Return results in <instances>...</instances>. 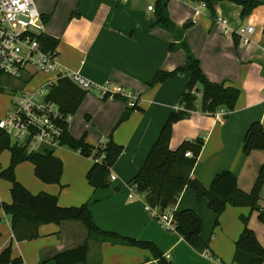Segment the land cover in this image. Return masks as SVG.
Returning <instances> with one entry per match:
<instances>
[{
	"label": "crops",
	"instance_id": "1",
	"mask_svg": "<svg viewBox=\"0 0 264 264\" xmlns=\"http://www.w3.org/2000/svg\"><path fill=\"white\" fill-rule=\"evenodd\" d=\"M38 2L47 21L45 36L58 41L59 63L67 72L80 74L98 87L88 92L77 114L70 118V134L75 139L86 136L92 146L104 143L109 137L130 106L129 101L110 96L105 99L100 89L107 83L114 89L122 87L138 94L137 109L140 110L136 109L130 120L114 132V140L124 147V152L111 169V175L117 179L108 188L95 190L88 184L87 174L95 163L92 158L84 161L79 152L62 146L51 149L54 154L68 149L61 151L60 156L55 154L64 161L62 181L65 178L67 183L21 184L34 196L57 197L61 208L90 203L93 220L101 230L151 243L171 264H236V242L245 228L242 217L249 218L248 226L264 248V224L260 221V214L264 213V186L260 212L229 206L220 216L218 226H215L217 216L209 209L208 200L199 202L192 190L183 191L174 210H193L200 216L202 238L210 245V250L204 254L194 250L178 233L164 228L147 210L145 195L130 198L129 184L143 168L171 112L180 108V97L190 78L189 73H181L152 86L158 72H172L187 61L184 50H170L176 42L175 35L155 25V12H150L148 7L155 6L156 0ZM168 9L178 28L188 21L194 23L186 32V41L209 81L229 84L241 91L234 112L221 109L209 115L196 111L190 118L175 124L170 148L177 150L185 141L204 139L192 177L210 188L218 174L230 172L237 178L240 190L250 193L264 169V150L253 151L249 156L244 152L250 127L256 122L264 125V6L244 20L242 8L230 2L217 4L215 18L197 2L171 0ZM220 18L227 22L225 26L218 21ZM249 26L254 28L249 43L237 45L234 35L240 39L239 31ZM48 78L44 75L37 88ZM68 155L73 157L68 159L70 163L76 164L75 158L81 162L78 178L66 177ZM11 190V183H0L1 203L12 204ZM32 233L37 236L16 240L10 217L0 209V254L13 245L14 256L21 257L23 264H39L45 259H50L48 264H56L52 260L56 255L86 243L89 255L87 263L82 264H158L150 250L89 238L80 222L42 225Z\"/></svg>",
	"mask_w": 264,
	"mask_h": 264
},
{
	"label": "trees",
	"instance_id": "2",
	"mask_svg": "<svg viewBox=\"0 0 264 264\" xmlns=\"http://www.w3.org/2000/svg\"><path fill=\"white\" fill-rule=\"evenodd\" d=\"M171 0H156L155 25L172 32L176 42L171 45V52L184 50L187 56L186 64L172 72L160 71L156 75L152 86L163 84L174 79L181 73H189L190 78L183 91L179 109L171 112L166 124L162 128L159 138L153 145L146 162L139 174L129 185L136 187L140 195L146 196L147 205L158 209L164 214L174 210L180 195L186 188L194 192L199 202L208 200L209 209L217 216L215 226L219 225L220 216L229 206L249 208L252 212L261 211L260 199L264 186V169L250 193L240 190L237 178L230 172H222L216 176L210 188H206L199 180L192 177V172L198 163L204 147V139L183 142L177 150L170 148L174 125L191 117L193 112L213 115L219 110L234 112L241 97V91L229 84H215L209 81L201 69L199 60L194 56L186 41V32L194 23L188 21L182 28L171 20L169 2ZM203 4L211 16H216V6L221 2H230L242 8L241 18H249L264 0H181ZM264 33V30H263ZM237 45L240 44L238 35H234ZM43 48L46 51L56 50L58 41L51 37H41ZM88 91L81 89L69 78H60L48 91L46 100L55 105L63 116L60 126L62 135L59 145L79 152L85 158H92L95 163L87 174L88 184L95 190L106 189L110 186L111 169L115 166L124 152V147L114 140V132L118 126L129 120L131 114L138 108L129 107L119 120L114 132L107 140L92 146L87 143L86 136L75 139L69 131L66 118L77 114ZM109 96H106L107 99ZM114 98L128 102L127 99L115 95ZM200 104V106H199ZM199 106V108H198ZM140 110V109H137ZM264 150V125L254 123L248 130L245 138V155L253 151ZM4 151L11 154L10 166L0 169V178L12 184V204L0 203L4 213L10 217L12 232L16 240L35 238L32 233L42 225L75 221L82 223L88 231L89 238L113 245H126L150 250L158 264H171L155 245L138 242L121 237L115 233L101 230L94 222L90 203L77 208H61L58 198L40 194L32 195L23 186L15 175L19 164L29 162L35 167L36 177L45 184H60L63 177L64 165L61 159L55 156L52 149L40 152L29 151L27 146L13 144L10 138L0 133V156ZM192 152L193 157H186ZM175 222L174 232L181 235L185 241L197 252L204 254L210 250L209 242L202 238V220L193 210L173 212ZM260 221L264 223V213L260 214ZM245 226L243 233L236 242L234 262L236 264H264V248L256 234L249 228V219L242 217ZM89 245L86 243L72 251L56 255L52 260L56 264L87 263ZM45 259L39 264H48ZM0 264H23L21 257L14 256L13 245L8 246L0 254Z\"/></svg>",
	"mask_w": 264,
	"mask_h": 264
},
{
	"label": "built area",
	"instance_id": "3",
	"mask_svg": "<svg viewBox=\"0 0 264 264\" xmlns=\"http://www.w3.org/2000/svg\"><path fill=\"white\" fill-rule=\"evenodd\" d=\"M148 10L154 12V6L148 7ZM218 21L223 26L227 23L222 18ZM46 25L47 21L35 0H0V94L4 87H9L10 79L22 80V83L30 79L33 81L39 75L49 77L34 91L26 89L16 94L6 109L0 103V110L3 109L0 133L10 138L13 144L27 146L29 151L34 152L60 146L63 116L55 105L46 100L50 88L64 77L88 92L98 88L80 74L67 72L59 63L57 50L46 51L43 48L41 37L45 36ZM253 32L252 26L242 28L239 31L240 43L248 44L249 35ZM100 92L103 97L118 95L125 98L133 108L139 103L138 94L127 92L122 87L114 89L110 83L104 85ZM70 118H66L68 123ZM186 157L192 158L193 153H186ZM116 179L115 175H110L109 181L112 183ZM138 195L137 188L131 186L130 198ZM146 208L164 228L174 231V210L162 214L148 205Z\"/></svg>",
	"mask_w": 264,
	"mask_h": 264
},
{
	"label": "rangeland",
	"instance_id": "4",
	"mask_svg": "<svg viewBox=\"0 0 264 264\" xmlns=\"http://www.w3.org/2000/svg\"><path fill=\"white\" fill-rule=\"evenodd\" d=\"M35 2H36V5H37V8H38V5H39L38 0H35ZM38 10H39V8H38ZM43 78H44V75H39L33 81H31V79H30V80H28L26 82H22V83H21L22 80L10 79L9 83H11V84L9 85L8 88L4 87L3 90H2V93L0 94V103L3 106V109H6L8 106H10L11 105V101L16 98L15 95L19 94L22 90H26L27 89L28 91H34L35 89H37V85L42 81ZM45 94H46V90H45ZM3 109L0 110V116H3ZM121 117H122V115L120 116V118L116 122L115 126L113 127V129L111 130L109 135L114 132V130H115L119 120L121 119ZM130 118H129V120H130ZM124 124H125V122L122 123L120 126H118L116 128V130H118ZM116 130H115V132H116ZM67 150L66 149L58 150V151H56L55 154H56V156L57 155L60 156V152L61 151H67ZM70 150L68 152H70ZM77 156H80V155L77 154ZM80 157H81V159H84V161H86L85 159H87V158L82 157V156H80ZM72 158L73 157L68 155V157H66V159H65V161H66L65 165H66V177H67V179H69L70 176H74L75 178H78L80 173H81V170H82L81 166H79L81 164L79 159L75 158V163L76 164H74L73 162H71V163L69 162L68 159H72ZM0 161L2 163V169L3 168L4 169L8 168L10 166V152L9 151H4L2 153V155L0 156ZM62 162H64V161H62ZM15 175H16V179L20 183H42L36 177L34 167L30 163L19 164L16 167ZM0 183H1V185L3 183H5L7 185H10V183L8 181L3 180L1 178H0ZM60 183H67L66 179L64 178L63 181L61 179ZM0 209H2V208L0 207ZM254 212H256V211H254ZM246 218H248V217H246ZM261 223H263V222H261ZM248 225H249V222H248Z\"/></svg>",
	"mask_w": 264,
	"mask_h": 264
}]
</instances>
